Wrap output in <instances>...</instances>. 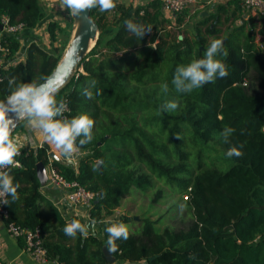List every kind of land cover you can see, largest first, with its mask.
Returning <instances> with one entry per match:
<instances>
[{
	"label": "trees",
	"instance_id": "trees-1",
	"mask_svg": "<svg viewBox=\"0 0 264 264\" xmlns=\"http://www.w3.org/2000/svg\"><path fill=\"white\" fill-rule=\"evenodd\" d=\"M222 11L226 13L218 7L217 14L196 22L191 38L170 35L164 27L170 22L159 0H148L132 16L118 4L110 24L106 21L108 11H90L98 38L81 60V71L59 89L56 99L67 103L65 116L69 119L87 113L95 120L94 139L82 147L76 167L54 159L50 166L67 180L98 193L89 210L90 219L97 224L112 215L132 188L151 189L152 177L178 193L187 192L193 217L187 230L164 229L161 233L155 232L153 222L145 220L139 235L130 233L127 241L117 242L120 251L110 253L113 264L142 260L147 264H264V53L254 36L245 32V24L221 35ZM1 15H7L11 24L22 23L27 35L44 21L40 0H0ZM231 16L235 12L225 20ZM129 20L150 25L152 31L139 40L126 29ZM176 22L183 23V14ZM47 30L51 43L56 33L63 31L55 21L48 23ZM208 37L223 39L229 53L222 58L228 76L190 94L176 92L171 83L176 68L203 58L211 42ZM21 39V35L3 38L9 57L19 51ZM61 58L62 53L55 49L28 42L24 60L0 70V99L19 83L44 81ZM91 80H96L97 86L91 89L94 98L88 99L82 92ZM164 83L169 86L167 92L162 90ZM97 89L100 95L95 94ZM169 101H176L179 107L173 112L159 111ZM24 123L20 122L15 132ZM226 126L235 129L227 144L219 137ZM185 133L197 149L195 158L180 140ZM213 140L222 145L224 156L233 163L226 171L202 169V146ZM240 143L245 145L243 157L225 155ZM21 153L22 167L10 168L14 183L20 184L19 199L11 202L7 197L4 225L39 227L51 263L110 264L103 254V249L107 250L105 230L101 238L64 234L69 222L42 194L43 184L36 175L37 163L48 165L46 149L23 148ZM98 161L103 162L100 167ZM161 194L159 190L153 201ZM42 205L46 206L45 219ZM73 219L77 218L73 216L70 222Z\"/></svg>",
	"mask_w": 264,
	"mask_h": 264
},
{
	"label": "clouds",
	"instance_id": "clouds-1",
	"mask_svg": "<svg viewBox=\"0 0 264 264\" xmlns=\"http://www.w3.org/2000/svg\"><path fill=\"white\" fill-rule=\"evenodd\" d=\"M62 6L69 11V15L79 17L85 10L91 11L98 8L101 12H107L117 7L116 0H62ZM126 29L139 40L144 34L152 31V26L137 24L131 20L125 22ZM94 26L90 25L89 31H94ZM229 55L222 38L211 40L206 48L203 58L193 59L187 65H180L176 68L174 78L171 83L178 93L190 94L193 90L199 89L207 83H214L218 78L223 79L228 76V66L224 59ZM68 67L75 66L78 61V49L73 47L68 53ZM64 77L68 75L65 72ZM43 83L33 80L30 83H19L5 99H0V204H9L7 197H11V202L19 199V182L14 183V177L10 175L11 167H19L16 160L25 147L24 139L14 135L15 129L20 122H26L27 126L38 132L39 137L53 144L60 150L66 163L71 164L74 159L81 154L83 146L91 143L94 139L93 128L95 120L87 113H82L72 118L66 117L65 112L69 111L64 100L57 101L56 94L59 88L53 87L51 79L43 77ZM12 82L10 81V84ZM57 83L63 86V78L58 77ZM97 81L91 80L83 89L82 94L88 98H94L91 89L96 88ZM162 90L167 92V83L162 85ZM96 95L101 94L97 89ZM179 107L176 101H169L160 106L161 112H173ZM235 132L232 127H224L219 133V137L224 143H230V138ZM179 138V137H178ZM244 143L231 146L225 155L229 158H241L244 155ZM103 163L102 161L100 162ZM8 169V170H5ZM94 171L96 168L93 169ZM103 198V194H101ZM97 221L90 219L88 223H82L80 219H73L66 223L63 232L66 236L76 238L77 234L87 238L91 229V234H96ZM107 233V251L115 254L120 251L118 241H127L130 230L124 222H113L105 228ZM140 264H147L146 260Z\"/></svg>",
	"mask_w": 264,
	"mask_h": 264
},
{
	"label": "rangeland",
	"instance_id": "rangeland-1",
	"mask_svg": "<svg viewBox=\"0 0 264 264\" xmlns=\"http://www.w3.org/2000/svg\"><path fill=\"white\" fill-rule=\"evenodd\" d=\"M40 2L44 13V21L38 27L39 30L37 31L39 32V35H41L38 37L39 40H37L36 43L44 47L46 50L51 51L55 49L56 53H62L63 57L75 31L76 25L74 20L72 16L69 15V11L62 6V0H40ZM134 2L137 1L131 0L130 6H128L131 9L129 16L133 15L134 10L138 6L135 5ZM144 4L145 2H143V5ZM119 6H122L124 9L126 8L122 4ZM198 6L199 5L193 8L195 14L192 16L190 15L188 22H183L184 24L182 27H179V24L176 22L178 15L171 16V22H173L172 25L164 24V27L169 31L172 37L177 38L178 36H182L191 38L193 36L195 32V25L192 23L195 22L196 24V22L202 19V17L198 16V13L201 10V8H198ZM238 6L241 7L240 5ZM245 13V10L239 8L234 17L231 16L228 20L223 18L221 24L218 26V28L221 30V35L229 33L232 29L240 26L242 24V16ZM51 21L59 23L63 30L56 33V39L52 43L47 30V25ZM106 21L107 24H110L111 17L107 15ZM250 25V28L245 27V32H250L253 36H255L256 33L259 35L261 34L260 32L262 30V26L264 25L260 18H250ZM255 28H257V30ZM26 37H29V35L25 34L22 36V40L20 41V49L15 56L16 59L13 65L20 62L19 59L21 61L24 60L25 56L23 53H26L25 46L27 44V42L24 41V38ZM211 40L212 38L208 37V41ZM263 42L264 41L262 40V43ZM80 69L79 71H81ZM180 140L185 145L184 149L189 151L191 156L195 158L198 154L197 149L190 145L187 134L185 133L184 137H181ZM202 148L203 151L200 153L202 169L214 168L219 171H226L231 167V165H233V163L224 156L222 145H219L215 140L204 144ZM151 180L153 187L149 190L144 192L134 188L130 190L129 195L121 200L120 206L113 211L112 215L105 218L108 219L107 226L113 222H123L122 220L126 218L128 221L124 223L128 225L130 233L133 235L140 234L145 220H150L153 222V228L157 233H161L164 229H170L174 231H185L188 229L193 217L192 211L188 205L187 192L178 193V191L170 188L163 181H159L155 177H152ZM159 190H161L162 194L159 200L154 202L153 199L155 194ZM42 191L45 195H49L51 199L62 198L63 196L62 191L52 187H44L42 188Z\"/></svg>",
	"mask_w": 264,
	"mask_h": 264
},
{
	"label": "built area",
	"instance_id": "built-area-1",
	"mask_svg": "<svg viewBox=\"0 0 264 264\" xmlns=\"http://www.w3.org/2000/svg\"><path fill=\"white\" fill-rule=\"evenodd\" d=\"M159 2L163 15H168L170 17L183 14L184 12L193 11V8L200 4V0H159ZM239 2L241 8L246 12L264 18V0H239ZM134 4L142 6V4L138 1L134 2ZM96 9L100 11L98 8ZM114 13L115 9L108 11L107 15L109 17H112ZM0 28V70H2L13 65L16 59L15 56L17 55L16 53L14 56L9 57V49L7 48V46H4L2 44L3 38L10 35L23 36L26 33V29L22 23L11 24L10 19L7 15L0 16ZM256 45L260 50L264 51L263 45L259 43H257ZM242 85H245V82ZM21 155L22 153L18 157H16V160L19 162V167L12 168L22 167V164L19 160ZM44 187H52L54 189L62 191V197L65 202L69 206L73 207L78 214H81V216L83 215L85 218L90 220L89 210L97 200V192L87 190L75 180H67L51 166L46 172V179L42 188ZM4 198L5 197H0V200ZM5 205L6 204H0V217L2 218L3 222L4 219L8 218V211L5 208ZM5 228L6 232L11 238L23 241L25 251L34 264L51 263L48 261L47 251L44 247L43 234L39 227L29 229L26 227L18 226L14 223H9L5 225Z\"/></svg>",
	"mask_w": 264,
	"mask_h": 264
},
{
	"label": "crops",
	"instance_id": "crops-1",
	"mask_svg": "<svg viewBox=\"0 0 264 264\" xmlns=\"http://www.w3.org/2000/svg\"><path fill=\"white\" fill-rule=\"evenodd\" d=\"M130 1L131 0H116V3H117V5L118 4L124 5L126 7L127 11H131V9L128 7V6H130ZM136 1H138L142 5H143V2H145V4L148 2V0H136ZM238 5H240L239 0H200V4H199L198 8H201V10L198 13V16L204 17V16H207L208 14H217L218 13L217 8L222 7L226 11V13L223 11L219 13L221 15V21H222L223 18L230 16L233 12H235V13L238 12L239 8H241ZM246 13L242 16V24H245L246 28H250V26H251L250 25V18H254V19L260 18L261 22H263V25H264V18L253 15L249 12H246ZM183 14H184L183 15V22L185 23V22H188L190 15L192 16L195 14V11H188V13L184 12ZM164 17L170 21L171 25L173 24V22H171L170 16L164 15ZM184 23H181V25L179 24V27H182V25ZM192 24L195 25V22ZM39 25L36 28L30 30V34H28L29 37L24 38L25 42L28 43L30 41H33L36 43L37 40H39L38 37H40V35H41V34L39 35V32L37 31V30H39L38 29ZM255 29L257 30V28H255ZM262 30H264V26H262ZM262 40L264 41V33L260 34V35L256 33L254 36L255 44L259 43V44L263 45L264 42L262 43ZM25 47L27 48V44ZM262 52H264V51H262ZM23 54L25 56V52ZM19 61H21V60L19 59ZM14 135H18L19 137H21V139L27 138L24 140V142H25L24 148H26V149L40 148V147H44L45 145L48 146V149L45 148L47 151V157H48V165L45 166L46 172H47L48 168L50 167V163L52 160V158H50V156H49L50 152L53 153L57 157V160L65 162L60 150H58L53 144H50V143L42 140L39 137L38 132H36V131L32 130L30 127H28L26 122L24 123V125L21 129L14 132ZM78 157L79 156H77L74 159V162L71 163L74 167L77 166ZM41 192L60 211L62 216L68 222H70V219L73 216L76 217L77 219H80L82 223H88L89 222V219L85 218L83 215L81 216V214H78L77 211L73 207L69 206L65 202L63 197L51 199V197H49V195H45L43 193L42 189H41ZM41 210H42L41 216L43 219H45V217H46V206L42 205ZM107 220L108 219H104L102 222H100L99 224L96 225V230H95L96 234L94 236H96L97 238L102 237V234H103V232H104V230L108 224ZM89 234H91V229L89 231ZM0 261L3 264H7V263H10V264H34L30 260L28 254L26 253L24 244H22V242L20 240L13 239L8 235V233L6 232L4 222H3L1 217H0ZM50 264H53V263H50ZM118 264H140V263L121 262Z\"/></svg>",
	"mask_w": 264,
	"mask_h": 264
},
{
	"label": "water",
	"instance_id": "water-1",
	"mask_svg": "<svg viewBox=\"0 0 264 264\" xmlns=\"http://www.w3.org/2000/svg\"><path fill=\"white\" fill-rule=\"evenodd\" d=\"M72 18H73L76 26H75V31L73 33L71 41L68 45V48H67L65 54L63 55V57L59 61L58 65L55 67V69L47 77V78L52 80L53 87H57L59 89H61L63 86H65L68 83V81L71 79V77L75 74V72L77 70H79V64H80L81 60L84 58V56L86 54H88V52L94 46V44L98 38V35H99L98 26L95 23V21L91 18L90 11L85 10L83 15H81L79 17H73L72 16ZM90 25L94 26V29H95L94 31H89ZM73 47H76L78 49V61L75 64V66L69 68L67 57H68V53L71 51V49ZM65 72H68V75L66 77H64V75H63ZM58 77L63 78V80H64L62 87H60L59 84L57 83ZM43 82L44 81H42L41 83H43ZM44 148L48 149V146L45 145ZM49 156H50V158L57 160V157L53 153L50 152ZM100 164L101 163L99 161L96 162V165L98 167H100ZM36 175H37L38 180L42 184H44L45 179H46V170H45V166L41 162L36 164ZM103 254H104L105 260L108 263H110V264L115 263V259L106 249H103ZM151 259H153V258H151ZM0 264H2L1 261H0Z\"/></svg>",
	"mask_w": 264,
	"mask_h": 264
}]
</instances>
